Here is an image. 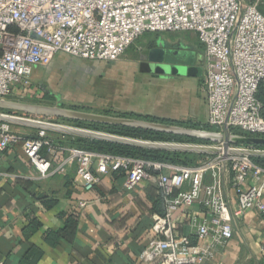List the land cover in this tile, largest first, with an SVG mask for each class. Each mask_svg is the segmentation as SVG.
<instances>
[{
    "label": "built area",
    "instance_id": "2783aa9c",
    "mask_svg": "<svg viewBox=\"0 0 264 264\" xmlns=\"http://www.w3.org/2000/svg\"><path fill=\"white\" fill-rule=\"evenodd\" d=\"M178 31L195 32L203 47L199 90L209 130L264 137V15L242 0H0V99L17 100L14 86L57 53L115 61L145 32ZM12 125L0 121V151L19 145L41 177L74 165L85 190L109 172L122 170L124 187L132 189L151 178L149 170L170 168L157 178L167 196L166 212L154 218V237L138 255L143 262L197 264L224 246L233 234L230 189L237 201L233 214H264V167L250 156L225 150L196 165L177 166L57 145L44 130L27 138ZM194 203L208 214L190 216L198 239L192 245L187 236L174 237L171 226L172 213Z\"/></svg>",
    "mask_w": 264,
    "mask_h": 264
},
{
    "label": "crops",
    "instance_id": "0c3cea01",
    "mask_svg": "<svg viewBox=\"0 0 264 264\" xmlns=\"http://www.w3.org/2000/svg\"><path fill=\"white\" fill-rule=\"evenodd\" d=\"M146 33L153 35L142 40ZM135 40L115 61H89L57 53L48 66L42 67L44 74L35 68L30 77L14 86L17 100L39 103L41 98L54 99L65 107L85 104L86 108L80 110L108 115L178 125L206 124L205 94L199 90L202 70L199 76L166 77L139 70L141 58L151 49H160L171 63L187 62L201 68L202 45L199 49L189 48L181 38L161 32H145ZM69 59L90 68V74L45 76L55 67H68ZM49 120L74 125L66 120ZM12 128L24 137H34L40 131L25 125ZM46 134L55 141L66 140L68 135L56 131ZM57 158H52V165ZM169 170H151L155 171L150 173L151 178L132 189L124 187L122 170L118 177L109 172L91 190H85L74 165L67 166L63 173L41 177L19 145L0 151V264H19L29 251L28 244L41 251L34 264H157L143 262L138 255L154 237V218L165 215L167 196L157 178ZM228 193L232 198V237L197 264H263L264 214L253 209L233 214L237 201L231 189ZM207 214L198 203L177 209L172 213L171 234L187 236L192 245L197 244L190 216L203 218ZM30 216L38 220L39 226L24 236ZM69 218L73 221L68 226ZM48 232L62 235L48 242Z\"/></svg>",
    "mask_w": 264,
    "mask_h": 264
},
{
    "label": "water",
    "instance_id": "95a60500",
    "mask_svg": "<svg viewBox=\"0 0 264 264\" xmlns=\"http://www.w3.org/2000/svg\"><path fill=\"white\" fill-rule=\"evenodd\" d=\"M139 70L156 77H166L170 75L199 76L201 73V68L198 65H191L187 62L171 63L170 61L165 60L160 49H151L146 55H143L139 63ZM35 117H40L41 119ZM49 119L83 121L87 123L138 128L160 133L186 136L203 141V143L145 140L58 123ZM0 121L8 122L13 125L30 126L44 131H56L69 135L99 139L148 149L208 154H217L226 150L228 153L232 154L247 155L250 157H264L263 136L242 133H230L224 135L222 132L209 129L194 128L133 117L102 114L65 107L60 104L50 105L38 102L0 99Z\"/></svg>",
    "mask_w": 264,
    "mask_h": 264
},
{
    "label": "trees",
    "instance_id": "16d2710c",
    "mask_svg": "<svg viewBox=\"0 0 264 264\" xmlns=\"http://www.w3.org/2000/svg\"><path fill=\"white\" fill-rule=\"evenodd\" d=\"M66 121L72 122L74 124L73 126L84 127V128L85 126H89L88 129L108 132V133L117 134L121 136L140 138V139H145V140L203 143V141L190 138V137H186V136L166 134V133L143 130V129H138V128H130V127H125V126H115V125H105V124H98V123H87L83 121H73V120H66ZM183 126L201 128V129H210L206 124H200V125L184 124ZM234 132L241 133L237 130H235ZM46 135H47V138L52 140L53 143H57L58 145H62L65 147H76L79 149H85V150H90V151L99 152V153H108V154H112L116 156L136 157V158H141V159L148 160V161L166 163V164L177 165V166L196 165L195 163H190L188 160L195 156H206L207 155L205 153H197V152L141 148V147H136V146H131V145L114 143V142H109V141H104V140H99V139H90V138H85L81 136L69 135V134L67 135L66 140L55 141L48 134ZM37 137L38 135L34 137H27V138H37ZM259 147H263V146H259ZM45 149L46 147H43L41 149L42 154L45 153ZM250 158L258 165L264 167V157L253 156ZM113 173H114V177H118L122 175L121 170L113 171ZM149 173L153 174L155 173V171L151 172V170H149ZM28 220H29V225L26 229H24V236L27 235L28 233L34 232L39 226V222L35 217L30 216L28 217ZM71 220H72L71 218L68 219V222H67L68 226ZM60 235H62V232H56V233L48 232L45 236V239L48 240V242H50L52 239H56V237L57 238L60 237ZM28 246H29V249H28L29 251L27 252L25 257L22 259V261H20L19 264H22L24 262L25 264H34L36 259L41 253V251L37 247L33 246L32 244L30 245L28 244Z\"/></svg>",
    "mask_w": 264,
    "mask_h": 264
},
{
    "label": "rangeland",
    "instance_id": "374dc122",
    "mask_svg": "<svg viewBox=\"0 0 264 264\" xmlns=\"http://www.w3.org/2000/svg\"><path fill=\"white\" fill-rule=\"evenodd\" d=\"M244 3L245 4H255L256 7L258 8V10H260V12H262L263 15H264V0H244ZM161 33L163 35L164 34L166 35L168 33L170 35H174L175 38H178V39L181 38L182 40H184V42L189 44V46H188L189 48L190 47H194V46L198 47V49L200 48L199 46L201 44H200V42L198 40V37H197L196 33L193 32V31L161 32ZM152 35L153 34L146 33L145 35H143L142 40H146L147 38H149ZM69 60H70L69 62H71V63H69L68 67L66 65H64L65 68L62 67V69L59 68V67H55V69H53L51 71V73H49V74L47 73V74H45V76H47V77H79L80 75H82L84 73L90 74V68H82V67H80L78 65V64H80V62H77V61L72 60V59H69ZM37 69H38V71H41L44 74L45 68L37 67ZM88 76L89 77H93V76H90V75H88ZM41 100L42 101H40L39 103L57 105V103H55L56 101L54 99H49V100L46 99L45 100V99L41 98ZM66 105H68L70 108H75V109H84V108H86L85 104H83V105H77V104L76 105H69V104H66ZM15 114L18 115L19 113H15ZM19 115H21V114H19ZM12 127H13V125H12ZM205 154H207V155L206 156H195L193 158H190L188 161L190 163L198 164L199 162H201L203 160H209V159H211L212 157L215 156V154H208V153H205Z\"/></svg>",
    "mask_w": 264,
    "mask_h": 264
}]
</instances>
